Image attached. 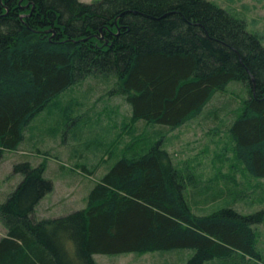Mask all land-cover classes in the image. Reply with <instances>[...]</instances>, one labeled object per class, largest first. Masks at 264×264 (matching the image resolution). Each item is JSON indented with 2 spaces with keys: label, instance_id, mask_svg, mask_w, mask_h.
I'll return each mask as SVG.
<instances>
[{
  "label": "trees",
  "instance_id": "16d2710c",
  "mask_svg": "<svg viewBox=\"0 0 264 264\" xmlns=\"http://www.w3.org/2000/svg\"><path fill=\"white\" fill-rule=\"evenodd\" d=\"M100 27L108 45L95 37ZM92 73L115 74L133 119L165 127L198 115L217 92L240 81L250 96L230 131L246 169L264 178V45L216 2L0 0V148L19 149L26 123ZM31 183L7 199L15 236L35 247L19 264H95L96 254L180 248L261 259L253 225L264 213L193 215L181 197V173L161 143L118 158L92 187L86 208L61 218L60 226L75 233L68 260L23 222L34 206ZM7 247L0 245V257Z\"/></svg>",
  "mask_w": 264,
  "mask_h": 264
},
{
  "label": "rangeland",
  "instance_id": "374dc122",
  "mask_svg": "<svg viewBox=\"0 0 264 264\" xmlns=\"http://www.w3.org/2000/svg\"><path fill=\"white\" fill-rule=\"evenodd\" d=\"M211 1L242 19L264 45V0ZM118 84L113 73L83 74L26 123L19 149L0 148V245L9 247L0 261L19 264L35 248L21 243L9 219L7 199L19 188L33 182L27 194L34 206L24 224L34 236L45 233L68 260L66 245L74 244L75 233L60 226L61 218L86 208L92 187L118 158L142 153L155 143H161L180 171L181 197L193 215L225 209L242 215L264 213V178L246 169L230 131L245 109L248 87L233 81L201 113L165 127L134 120ZM37 172L41 176L36 181ZM253 228L260 261L239 253L209 257L186 248L96 254L93 259L95 264H264V220Z\"/></svg>",
  "mask_w": 264,
  "mask_h": 264
},
{
  "label": "flooded vegetation",
  "instance_id": "af4514ba",
  "mask_svg": "<svg viewBox=\"0 0 264 264\" xmlns=\"http://www.w3.org/2000/svg\"><path fill=\"white\" fill-rule=\"evenodd\" d=\"M116 21H117V18L115 19V22ZM104 29H105V27L104 28L103 27H100L99 28V32H98L99 34H95V37H97L101 41H103V40L106 39L105 44L108 45L109 44V39L107 38L108 36L106 34V31H104ZM51 30H48V31H51ZM110 33L115 34V35H118L120 33V31H118V32H110ZM85 39H87V36L85 38H81V40H85Z\"/></svg>",
  "mask_w": 264,
  "mask_h": 264
},
{
  "label": "water",
  "instance_id": "95a60500",
  "mask_svg": "<svg viewBox=\"0 0 264 264\" xmlns=\"http://www.w3.org/2000/svg\"><path fill=\"white\" fill-rule=\"evenodd\" d=\"M52 31V30H51ZM252 82H253V89H255V86H256V80H255V78H254V76H252Z\"/></svg>",
  "mask_w": 264,
  "mask_h": 264
}]
</instances>
